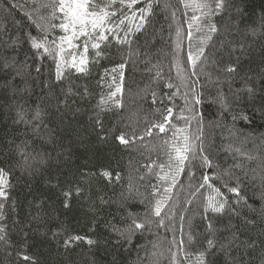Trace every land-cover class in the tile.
I'll return each mask as SVG.
<instances>
[{"label": "trees", "instance_id": "obj_1", "mask_svg": "<svg viewBox=\"0 0 264 264\" xmlns=\"http://www.w3.org/2000/svg\"><path fill=\"white\" fill-rule=\"evenodd\" d=\"M47 2L48 0H0V40L19 38L21 42L16 52H10L9 55H15L17 61L31 65L28 91L23 94L13 95L11 89L4 86L12 80V70L0 71V167L9 168L12 173L9 177L12 187L7 189L8 200L4 209L6 220L3 222L7 226L9 245L0 241V264H25L18 258V251H26L28 255L34 256L36 264H89V255L95 259L96 264H171L167 249L174 238L177 242L181 238L180 217H185V233L188 232L189 221L198 231H203L198 213L211 190L206 186L197 191L203 182L202 174L214 177L222 174L225 169H231L242 176L243 169L248 170L251 175V169L264 163V139L261 138L264 122L257 121L255 126H247L241 121L233 124L230 115L222 117L217 111L218 105L207 100L192 112L185 111V116H195L197 113L202 115V124L197 119H191L187 130L191 136L201 138L193 140L197 152L202 141L205 153L213 165L219 167L211 170L201 168L197 159L194 167L186 166L176 176V184L169 193L171 200L164 209V213H167V229L153 227L150 232L135 237L132 245L114 247L99 244L89 254L88 245L77 242L66 252L63 241L68 235L78 234L94 239H102L108 235L103 225L106 220L111 219L110 213L116 212V206L102 205L101 197L104 200H115L122 191L127 190L131 182L134 189H139L140 196L130 202V210L143 213L144 205L140 203V199H153L152 185L159 189L157 197L167 187L165 182L157 180L155 173L160 171L159 164L167 162L165 141L172 136L173 129L170 124H166L165 131L160 132L153 124L163 122L167 115L166 109L171 107V123L180 128L186 126L185 121L177 117L181 109L185 108L181 94L188 89L180 87V97L169 100L173 88L177 90L181 83L174 59L177 56L175 44L178 26L183 34L179 59L189 76L188 83L199 81L197 89L200 90L201 85H204V90L210 91L212 95H215V88H208L204 75H191L192 69L187 61L190 43L187 31L192 11L185 9L181 0H153L151 12L146 13L144 27L136 31V25L140 23L139 9L146 7L148 2L140 0L132 10L124 9L128 16L136 11L135 19L125 21V25L133 29L129 35L132 54L129 55L128 45H118L114 39L106 49L107 54L101 58L93 59L95 50L90 48L87 73H77L71 69L63 82L64 89L71 86L72 91L78 94L71 97V107L62 117L56 109V96L61 89L57 87L50 92L48 88V84L55 80V60L47 54L38 58L25 38V33L42 35L34 21L38 22L40 15L50 16L51 8L40 6ZM229 3L242 9L243 15L237 13L235 7H230L211 18L220 32L211 34L213 39L207 47L209 59L206 71L215 74L213 59L223 56L226 63L235 58L227 54V48L221 49V40L242 41L246 48L241 56L244 67L258 71L260 67H264V31L260 30L264 19V0H229ZM59 16L60 13L57 12V17ZM59 22V19L53 20V23ZM208 23L205 19L202 22V32H194L191 40L193 46L199 39L210 34L206 27ZM237 25L239 32L236 31ZM226 28L230 29L229 32H225ZM253 28L257 29L255 34L251 31ZM123 34L121 31L120 35ZM48 35L52 39L63 33L56 28ZM3 51V45L0 44V52ZM122 63L125 65L123 69L119 68ZM37 67L40 68L39 72L36 71ZM196 71L199 72V68ZM18 82L17 78L14 83ZM168 83H172L173 87H167ZM140 86L145 88H142L145 115L141 117L127 111L128 105L133 101L130 93ZM235 86H239V81ZM117 87L120 88L119 92H116ZM224 91H228L226 84ZM111 92H116V95L107 100ZM153 92L156 94V103H153ZM102 97L107 100L104 105H100ZM21 108L27 112L28 119H31L35 111H42L45 123L54 128L56 135L61 138L55 150L52 145L45 146L42 140L33 138L24 124L14 123ZM63 111L61 106V112ZM97 118L101 121L102 130L96 124ZM149 130L151 135L147 134ZM43 131L42 129V134ZM121 134L131 142L122 144L117 139ZM25 140L31 142L27 149L29 153L35 150L43 154V163L39 162L41 157L37 156L36 162L30 161L31 167L23 166L16 146ZM237 164L241 168L233 167ZM105 171L111 173L110 178L103 175ZM140 176H144V179L141 180ZM65 192L71 194L67 198L68 209L64 208ZM41 202L42 211L37 208V204ZM38 211L40 218L34 219ZM94 220L97 221L95 232L90 231ZM262 230L264 222L243 225L241 238L252 237L264 241V237L260 235ZM24 233H28L26 248L22 247L25 244ZM184 238L187 239L186 236ZM153 244H158L159 248H153ZM262 248L264 242L259 243L250 257H246L250 259V264H261ZM173 251L177 249L173 248ZM189 251L194 252L195 249ZM152 252H162L163 255L152 256ZM180 255L182 257L183 254ZM190 259L194 261L195 256L192 255Z\"/></svg>", "mask_w": 264, "mask_h": 264}, {"label": "snow or ice", "instance_id": "obj_2", "mask_svg": "<svg viewBox=\"0 0 264 264\" xmlns=\"http://www.w3.org/2000/svg\"><path fill=\"white\" fill-rule=\"evenodd\" d=\"M140 0H48L40 6L43 8H51L50 16L40 15L36 27L42 35H32L25 33V38L31 48L35 50L38 58H43L45 54L52 56L55 60V80L48 84L50 92H53L57 87L61 89L59 95L56 96V109L63 117L70 109L69 100L74 93L71 86L64 89L63 82L67 79V73L74 69L77 73H87L89 64V49L95 50L93 59L101 58L106 55V49L111 45L114 39L118 45H128L129 55L132 54L131 41L129 35L133 29L125 25V21H131L136 18V11H132L131 16H128L124 9L132 10L133 6L139 3ZM185 9H190L192 15L188 22L187 38L189 39V50L187 52V61L189 62L192 72L191 75H204L207 78V86L209 89L215 88V95L210 91L204 90L205 86L201 85L200 90L196 85L199 81L192 84L188 83L189 76L183 68L182 62L179 59L181 49V41L183 39L182 29L178 26L176 29V53L175 67L177 76L180 79V85L169 100L173 96L180 93V87H185L188 90L183 92L185 108L181 109L177 119H183L186 126L184 128L177 127L172 124L173 109H166L167 115L164 116L163 122L153 124V127L158 128L160 132L165 131V125L170 124L173 129L172 136L165 141L167 149V162L158 165L160 171L155 173L158 181L165 182L167 187H164L163 194L157 197L159 189L156 185H152L153 199L142 197L140 203L144 205L143 213L133 212L130 210L129 204L137 196H140L139 189H134L131 182L126 191H122L119 197L115 200L109 198L104 200L101 197L102 205H115L116 212L111 214V219L106 220L103 227L108 235L102 239H94L91 236L68 235L63 241V247L67 252L75 246L77 242H84L88 245V253H92L95 246L99 244L111 245L114 247H123L125 244L132 245L133 239L137 236H142L145 232H150L153 227L159 229L164 227L167 229L165 219L167 213L164 209L168 206L173 187L176 184V176L184 171L185 167H194L195 161L199 159L201 168L212 169L218 168L219 165H213L210 157L205 153L203 144L199 145V152L193 140H200L199 136L193 137L188 133L187 125L191 119H197L198 123L203 122V117L199 113L195 116H185L184 112H192L196 106L202 105L205 100L218 105V113L223 117L230 115L233 124L237 121L244 122L247 126H255L257 121L264 122V67L259 70H254L251 67L245 68L241 56L245 53V44L242 41H227L221 40V49L227 48V54L233 59L224 62L223 56L219 59H213L212 64L215 66V74L206 71L208 67L207 47L213 39V35L218 34L220 29L215 23L211 22V18L223 13L230 7H235L236 12L243 15L242 9L234 4H230L229 0H181ZM153 7V0H148L146 7L140 8L141 13L140 23L136 25V31L141 30L146 22V13H150ZM57 12L60 16L57 17ZM175 17V13H173ZM31 19V16H29ZM59 19V23H53V20ZM207 19L209 23L206 25L209 35H205L198 40V43L193 46L191 40L194 32H202V22ZM59 28L63 35L58 38H49L48 33ZM194 30V31H193ZM229 28L225 32H229ZM260 30L264 31V19H262ZM123 31V36L120 35ZM236 31L239 32V26H236ZM255 34L257 29H251ZM112 37V39H110ZM79 41V43H78ZM21 40L7 39L0 40L4 51L0 52V71L12 70V80L5 83V88H10L13 95L28 91V78L31 76V65L26 62L16 60L15 53L17 46ZM103 45V47H101ZM67 53V55H66ZM71 57V59H68ZM125 65L122 63L119 68L123 69ZM199 68V72L196 69ZM39 72L40 68L37 67ZM115 71V69H113ZM18 83H14L16 80ZM123 74L121 73V80ZM239 81V86H235ZM227 85L228 91H224V85ZM169 88L173 87L172 83L166 85ZM120 88L117 87L116 92ZM87 89H85V93ZM116 92H111L107 97L110 100L116 95ZM153 103H156V94L152 93ZM231 97V99L229 98ZM107 100L102 97L100 105L107 103ZM163 103V101H161ZM98 105V106H100ZM244 105V107H241ZM61 106L64 111L61 112ZM103 110V109H102ZM28 114L21 108L17 112V119L14 123L24 124L31 132L33 138H39L44 142V145H52L53 150L59 146L61 138L56 135V130L50 128L45 123L42 111L37 110L28 119ZM97 126L102 125L99 118L96 120ZM42 129L43 134H42ZM151 135V131L147 133ZM103 139V137H101ZM142 139V137H140ZM264 139V133L261 134ZM117 139L122 144H128L130 139H126L124 134H121ZM12 143V141H9ZM31 146L29 140L22 141L16 146L17 154L22 158L23 166L31 167V162H36V157L40 156V163H43V154L35 152L29 153L27 149ZM239 151V150H237ZM252 159L251 156L248 157ZM235 168H241V165H234ZM167 169V170H165ZM151 172V168H149ZM243 175H238L231 169H225L222 174H217L214 177L208 174H202V183L197 188V191L207 186L210 189V194L205 198L204 203L198 213L203 231H198L193 226L192 222H188V232H184L185 217L181 216V238L177 242L174 238L170 242V247L167 249L171 257V264H250V254L256 250L259 243L252 237H242L241 228L243 225H255L257 221L264 222V163L258 168L251 169V175L248 170H243ZM11 170L6 167H0V241L5 245H9L7 238V226L3 223L6 220L5 202L8 200V191L12 187L9 182ZM105 177H111V173L103 172ZM119 174L117 173V180ZM143 180L144 176H140ZM218 183V186H217ZM77 188V193H79ZM66 199L64 208H69L68 197L69 192L64 193ZM14 208V202H13ZM37 208L42 211V202L37 204ZM171 211V209H169ZM163 213V214H162ZM40 218V211L34 219ZM240 221V223H233ZM97 221L94 220L90 231L95 232ZM56 235V233H54ZM260 235L264 237V230ZM187 237L185 239L184 237ZM25 244L27 247L28 233H24ZM153 248H159L158 244H153ZM173 248L177 251H173ZM190 249H195L190 252ZM147 251V249H145ZM183 254L182 257L180 254ZM152 256L163 255L162 252H152ZM194 255L195 260L190 257ZM17 256L25 262V264H36L34 256H30L26 251H18ZM261 264H264V248L261 249ZM89 264H96L94 258L90 255L87 257Z\"/></svg>", "mask_w": 264, "mask_h": 264}, {"label": "rangeland", "instance_id": "obj_3", "mask_svg": "<svg viewBox=\"0 0 264 264\" xmlns=\"http://www.w3.org/2000/svg\"><path fill=\"white\" fill-rule=\"evenodd\" d=\"M144 86L137 87L133 90V92L130 93V97L133 98V101L130 105L127 107L128 113L135 114L136 116H144L145 115V110H143V102L145 101L144 97ZM143 88V89H142ZM176 92V89L173 88L172 94ZM173 97H180L179 94L173 96ZM127 127V125H125Z\"/></svg>", "mask_w": 264, "mask_h": 264}]
</instances>
